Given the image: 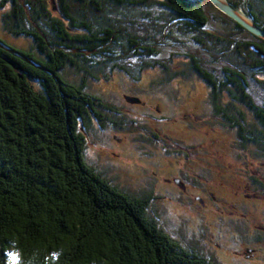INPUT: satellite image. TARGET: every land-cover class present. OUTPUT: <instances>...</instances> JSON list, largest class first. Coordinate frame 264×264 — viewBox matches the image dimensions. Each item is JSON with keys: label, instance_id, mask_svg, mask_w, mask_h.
<instances>
[{"label": "trees", "instance_id": "16d2710c", "mask_svg": "<svg viewBox=\"0 0 264 264\" xmlns=\"http://www.w3.org/2000/svg\"><path fill=\"white\" fill-rule=\"evenodd\" d=\"M227 1L264 29V0ZM0 14L2 31L30 44L0 35V264H214L149 215L150 194L87 162L91 119L116 126L119 112L86 82L114 70L196 75L240 146L264 157V39L208 0H0Z\"/></svg>", "mask_w": 264, "mask_h": 264}, {"label": "rangeland", "instance_id": "374dc122", "mask_svg": "<svg viewBox=\"0 0 264 264\" xmlns=\"http://www.w3.org/2000/svg\"><path fill=\"white\" fill-rule=\"evenodd\" d=\"M1 28L4 39L30 45ZM184 61L174 57L170 67L184 69ZM70 70L66 75L78 83L81 75ZM86 83L119 112L116 126L91 119L87 162L119 189L150 194L149 215L214 264H264V157L255 146L241 147L234 129L215 114L209 86L196 75L164 81L159 68H147L137 81L114 70ZM236 105L251 121V112ZM246 248L256 249L254 255L245 258Z\"/></svg>", "mask_w": 264, "mask_h": 264}, {"label": "water", "instance_id": "95a60500", "mask_svg": "<svg viewBox=\"0 0 264 264\" xmlns=\"http://www.w3.org/2000/svg\"><path fill=\"white\" fill-rule=\"evenodd\" d=\"M212 6H214L218 11L228 16L244 29H246L251 34L264 39V29L258 27L256 23L246 17L240 10L235 9L229 4L227 0H208ZM126 100L130 103H138L140 100L136 97H127ZM177 183L178 180H176Z\"/></svg>", "mask_w": 264, "mask_h": 264}, {"label": "flooded vegetation", "instance_id": "af4514ba", "mask_svg": "<svg viewBox=\"0 0 264 264\" xmlns=\"http://www.w3.org/2000/svg\"><path fill=\"white\" fill-rule=\"evenodd\" d=\"M197 198V200L200 202V203H204L203 202V199L199 196V197H196ZM171 238L172 239H174L176 242H178L180 245H182V247L183 248H187L188 247V249H191V250H197V251H199V249L198 248H194V247H192L191 245H188L187 247L183 244V243H181L179 240H177V239H175V238H173L172 236H171ZM256 251V249H250V248H246V251L243 253V256L245 257V258H249L250 256H252V255H254V253L253 252H255ZM252 252V253H251ZM251 253V254H250ZM237 255H241V254H239V253H236Z\"/></svg>", "mask_w": 264, "mask_h": 264}]
</instances>
